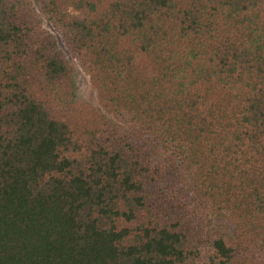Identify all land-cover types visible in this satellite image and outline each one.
<instances>
[{
  "label": "trees",
  "instance_id": "obj_1",
  "mask_svg": "<svg viewBox=\"0 0 264 264\" xmlns=\"http://www.w3.org/2000/svg\"><path fill=\"white\" fill-rule=\"evenodd\" d=\"M0 264H264V0H0Z\"/></svg>",
  "mask_w": 264,
  "mask_h": 264
},
{
  "label": "rangeland",
  "instance_id": "obj_2",
  "mask_svg": "<svg viewBox=\"0 0 264 264\" xmlns=\"http://www.w3.org/2000/svg\"><path fill=\"white\" fill-rule=\"evenodd\" d=\"M61 45L63 46L62 43ZM71 60L76 66V61L74 59ZM77 72H78V80H79L78 97L81 100H84L91 104H96L95 90L91 85L87 75L82 70H80V68L77 69Z\"/></svg>",
  "mask_w": 264,
  "mask_h": 264
}]
</instances>
